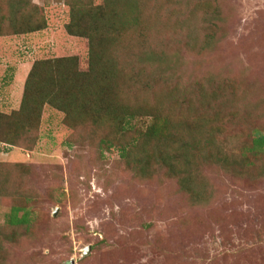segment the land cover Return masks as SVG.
<instances>
[{
	"label": "rangeland",
	"instance_id": "rangeland-1",
	"mask_svg": "<svg viewBox=\"0 0 264 264\" xmlns=\"http://www.w3.org/2000/svg\"><path fill=\"white\" fill-rule=\"evenodd\" d=\"M92 1L98 65L67 29L81 0H0V264H264V0ZM60 60L96 67L105 112L17 123L35 64ZM162 120L159 153L142 133Z\"/></svg>",
	"mask_w": 264,
	"mask_h": 264
},
{
	"label": "trees",
	"instance_id": "trees-1",
	"mask_svg": "<svg viewBox=\"0 0 264 264\" xmlns=\"http://www.w3.org/2000/svg\"><path fill=\"white\" fill-rule=\"evenodd\" d=\"M81 1L82 2L80 3L76 2L77 5L71 7L72 19L67 29L72 36L86 37L90 39L92 44V58L98 65L100 57L97 53L96 47L98 46L100 40L94 34H91L95 31V27L91 26L92 23H90L87 18L90 17L93 12L98 17H101L104 12V8H96L92 0ZM107 1L110 3V1L114 2L115 0ZM84 6L87 7V10ZM207 6L210 7L209 5ZM26 30L29 33L38 31L37 28ZM66 65V60L56 62L54 65L55 69H53L52 62L44 61L43 63L39 62L35 64L27 80L21 109L15 114V117H17V123L22 122L26 128L36 127V125L40 123L41 111L45 107V104L70 115L71 111H78L79 109L75 102L78 100L81 101L83 103L82 109L84 111L80 113L82 116L78 118V123L83 122L86 116L93 114L100 115L105 112L104 107L102 106L104 105L103 102H101L102 105L94 103L96 94L93 91L95 85L97 84L93 81V78L97 77H94L93 74L95 73L96 67L93 66L90 73L79 74L78 71H75L74 69L70 70L66 67ZM43 67L51 68V71L47 75L39 73ZM98 74L103 80V85L108 84L113 77L112 71H101ZM97 83L99 86L101 85L100 82ZM108 109H111V113L116 116L117 110L114 108L112 109L109 105ZM138 118L140 117L136 116L135 113H130L129 110H125L122 116L118 119L121 120L122 127L127 129L129 128L128 125L131 124L129 121H133ZM11 123L14 125L13 121ZM158 124L159 123L154 121L149 126L147 131L142 133V135L144 138H151V142L154 144L155 149L157 147V151L162 153L167 149L164 146H169L168 143L173 137L172 129H174V126L172 124V127L168 120H162V129H159ZM187 127L190 130L191 135L193 124H190ZM4 143L11 146L15 145L13 140H10L9 142L5 141ZM255 143L256 149H264V136L258 137V139L255 140ZM108 148L112 149L113 146L109 143ZM128 152L127 148H122L121 157L126 158ZM33 222L34 221L31 219L30 212L26 211L22 206H15L11 211L8 223L13 230H23V233L27 234L31 230Z\"/></svg>",
	"mask_w": 264,
	"mask_h": 264
},
{
	"label": "water",
	"instance_id": "water-1",
	"mask_svg": "<svg viewBox=\"0 0 264 264\" xmlns=\"http://www.w3.org/2000/svg\"><path fill=\"white\" fill-rule=\"evenodd\" d=\"M55 214H57V212H56ZM88 250H89V252H90V251L92 250L91 247L88 248ZM85 255H88V253H86Z\"/></svg>",
	"mask_w": 264,
	"mask_h": 264
}]
</instances>
